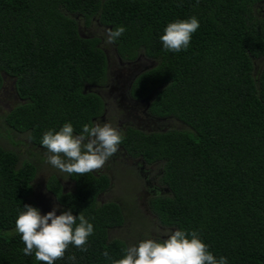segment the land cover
<instances>
[{
	"label": "trees",
	"instance_id": "trees-1",
	"mask_svg": "<svg viewBox=\"0 0 264 264\" xmlns=\"http://www.w3.org/2000/svg\"><path fill=\"white\" fill-rule=\"evenodd\" d=\"M264 0H0V90L9 77L19 98L3 119L14 148L0 138V264H42L15 228L24 204L38 208L34 181L43 158H24L14 136L47 151L43 133L71 122L74 134L104 112L93 91L106 83L107 51L81 24L125 32L113 43L125 61L155 62L140 73L132 94L151 95V113L187 128L146 133L130 128L120 145L147 163H161L168 192L149 207L171 230H198L228 264H264ZM196 16L200 26L180 52L164 49L168 23ZM99 25V24H98ZM1 136V135H0ZM57 175L46 188L60 214L83 212L94 226L83 251L69 245L55 264H112L129 244L111 237L127 218L126 205L100 196L108 173ZM107 250L108 257L103 255ZM75 255V261L68 256Z\"/></svg>",
	"mask_w": 264,
	"mask_h": 264
},
{
	"label": "clouds",
	"instance_id": "clouds-1",
	"mask_svg": "<svg viewBox=\"0 0 264 264\" xmlns=\"http://www.w3.org/2000/svg\"><path fill=\"white\" fill-rule=\"evenodd\" d=\"M199 26L196 16L168 23L160 37L164 49L186 50ZM124 32L123 26L108 29L105 42L114 43ZM121 142L120 131L110 123L84 124L81 133L74 134L72 123L67 122L59 130L45 131L41 144L50 153L47 162L54 168L70 176H82L99 171L116 154ZM15 228L25 245L24 254H34L42 264H55L63 259L69 245L87 251L85 245L94 232L93 224L83 212L77 216L67 210L57 215L54 207L42 214L31 204H24L18 210ZM123 251L122 258L112 260V264H228L226 257L217 258L209 250L198 230L170 229L159 240L146 238ZM103 255L108 257L107 250ZM75 259L74 254L68 256L69 261Z\"/></svg>",
	"mask_w": 264,
	"mask_h": 264
},
{
	"label": "rangeland",
	"instance_id": "rangeland-1",
	"mask_svg": "<svg viewBox=\"0 0 264 264\" xmlns=\"http://www.w3.org/2000/svg\"><path fill=\"white\" fill-rule=\"evenodd\" d=\"M81 33L83 36L88 37L90 35H96L100 38H103V41L100 45L107 51L110 59V76L114 77L117 70L118 64L115 59V47L113 43H106V31L107 28L104 26L98 25V23H92L88 28H85L83 23L81 24ZM141 62H147L148 67L155 65L152 63V60L143 59ZM94 91V90H93ZM107 98V97H106ZM106 101L112 100L111 98L105 99ZM19 98L16 95L12 81L9 77L6 78L4 87L0 90V138L3 143H6L9 147L14 148V145L8 139L9 133L7 126L4 122V115L10 111L17 103H19ZM115 105V103H113ZM109 106V105H108ZM172 125L168 126V129H183L187 128L185 124L179 120H169L167 119L165 123L170 122ZM13 142L17 143V148H19L24 158H43L41 162V169L34 181V193L33 199L37 202L38 208L41 210L42 214H46L49 211H52L53 208H56L57 215L60 214V204L56 200L55 196L49 192L46 188L48 178L55 174L58 176L63 186L67 190H71L74 186L73 182L70 180L69 174L61 172L59 169L54 168L50 163L47 162V157L50 155L48 151H43L38 148H34L31 142L25 136H14L12 138ZM121 161V162H120ZM122 158L119 157L115 164L111 163V157L106 161L103 167L111 165V171L114 173V187L110 192H107L105 195H102V199L107 201L109 199H115L119 202H123L126 205L127 209V218L125 223L120 226L111 229V237L120 238L126 241L129 246L138 244L139 241L146 238L161 239L163 234L170 230L167 227H164L156 214H154L150 207L149 203L147 205V188L144 184V181H141L134 174L130 175L125 170V167L128 168L129 165L122 164ZM125 166V167H124ZM101 168L106 171L105 168ZM110 171V172H111ZM141 178V176H139ZM127 198H133L132 204L127 203ZM101 199V200H102ZM59 207H56V206Z\"/></svg>",
	"mask_w": 264,
	"mask_h": 264
},
{
	"label": "flooded vegetation",
	"instance_id": "flooded-vegetation-1",
	"mask_svg": "<svg viewBox=\"0 0 264 264\" xmlns=\"http://www.w3.org/2000/svg\"><path fill=\"white\" fill-rule=\"evenodd\" d=\"M98 24L101 26L100 23ZM83 25L85 28H88V26H86L85 24ZM93 36L94 34L90 35V37ZM102 41L103 38L101 39V42ZM114 54L116 62L119 66L115 76L111 77L109 71L106 83L94 86L93 89L94 92L98 93L102 97L105 106L104 112L101 114V116L94 119V124L97 122L101 124L105 122L110 123L113 127L117 128L120 131L121 135L126 134L130 128H136L146 133L166 131V129H168V126L172 125V123L171 121L165 123V121L167 119L174 120L176 118L173 116H158L152 114L150 108L151 95L138 98L133 96L132 94V85L134 80L140 73L146 70L145 66H149L147 62L141 61L143 59H151L145 56H140L135 61H125L116 52V49ZM108 60L110 68L109 55ZM106 97L108 99L111 98L112 100L106 101ZM113 103H115V105ZM119 157L122 158L123 165H129L128 168H126L125 166L124 167L125 170L130 173V175L134 174L141 181H144V184L148 190L146 191V195H148L146 199L147 205L151 197L163 194L164 192H168V188L162 183L161 180L162 168L159 161L147 163L140 157H134L128 154L124 150V147L122 145H119V150L114 156L111 157V163L115 164L116 160ZM111 165L103 167L106 169V171L99 170L95 171V173H108L112 178H115V172L112 173L113 171H111ZM139 176H141V178ZM112 182V186L102 195H105L107 192H110L113 189L115 185L114 179ZM102 195L100 196V200L102 199ZM132 200L133 198L126 199L127 203L129 202L130 204H132V202H130ZM101 201L104 202V199H102Z\"/></svg>",
	"mask_w": 264,
	"mask_h": 264
},
{
	"label": "water",
	"instance_id": "water-1",
	"mask_svg": "<svg viewBox=\"0 0 264 264\" xmlns=\"http://www.w3.org/2000/svg\"><path fill=\"white\" fill-rule=\"evenodd\" d=\"M152 63L154 64V61H152ZM153 66V65H152ZM149 67L148 66H145V69H148Z\"/></svg>",
	"mask_w": 264,
	"mask_h": 264
}]
</instances>
